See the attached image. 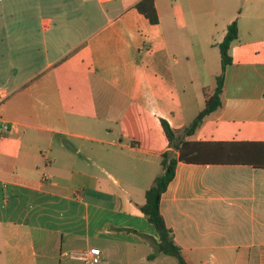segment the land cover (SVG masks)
Instances as JSON below:
<instances>
[{"label": "crops", "instance_id": "crops-1", "mask_svg": "<svg viewBox=\"0 0 264 264\" xmlns=\"http://www.w3.org/2000/svg\"><path fill=\"white\" fill-rule=\"evenodd\" d=\"M140 1L0 0V60L1 45L44 59L22 80L0 73L13 87L0 88L13 125L0 141V264H83L64 254L92 248L101 264H178L149 259L159 236L141 211L169 148L161 120L182 130L204 109L234 21L222 107L189 140L264 143V0H155L158 25ZM48 42L73 47L51 60ZM161 214L187 264H264V167L179 163Z\"/></svg>", "mask_w": 264, "mask_h": 264}, {"label": "trees", "instance_id": "trees-1", "mask_svg": "<svg viewBox=\"0 0 264 264\" xmlns=\"http://www.w3.org/2000/svg\"><path fill=\"white\" fill-rule=\"evenodd\" d=\"M139 14L152 25L160 24L155 0H141L135 5ZM239 37L238 22L228 26L226 36L219 45L222 71L216 79V86L211 95H206L204 109L193 122L182 130H174L167 121L161 120L162 128L169 142V148L161 156L162 172L158 174L151 188L146 192V203L141 207L145 218L156 229L159 241L154 243L155 259L158 254L175 258L178 264H187L182 250L174 241L173 231L167 226L161 214V199L176 176L179 163L197 165H252L264 167V143H210L194 142L189 138L202 126L204 120L222 107L225 74L232 64L230 48Z\"/></svg>", "mask_w": 264, "mask_h": 264}, {"label": "rangeland", "instance_id": "rangeland-1", "mask_svg": "<svg viewBox=\"0 0 264 264\" xmlns=\"http://www.w3.org/2000/svg\"><path fill=\"white\" fill-rule=\"evenodd\" d=\"M188 1L189 0H179V2L183 5H187ZM240 6H241L240 8L245 9L247 6V3H245V1H244L241 3ZM39 12H40V14L39 13H37V15L35 13L33 14V16H34L33 19L38 20V18L40 17L42 19L47 20V16L45 15L47 13L45 12V9H43L42 11H39ZM99 18H97L95 20V22H101L102 18H100V19ZM78 24L80 25V29H78V28H75V29L79 32V30L81 31L83 27H82V24H80V23H78ZM57 28H58L57 32L59 30L61 32H63L60 27L57 26ZM83 30L87 31V28L85 27V29H83ZM57 32H56V34H57ZM58 36L61 37L64 35L62 34V35H58ZM177 38L179 39V41L183 42L184 47L191 46L192 42H196L195 47L198 46L197 41L195 40L196 35L193 34L192 31H190V29L182 28L181 30H179ZM48 40H49V38L47 39V41ZM47 47H48L47 58L51 59V60H55L56 58H58L61 55L68 54L71 51L73 46L70 44H64V43L51 44L48 42ZM1 48H2V52L4 50H5V52L2 53L4 56L3 60H0V73H1V71L7 70V72L5 73V76H6V74L10 75V73H11L10 71L12 69H14V73H17L19 71V69H22V71L18 73L19 80L24 79V77H22V76H24V73H26V72L32 73L33 71L38 69L41 62L44 60L40 55H38V57L33 56L32 57L33 60L31 59L30 61H29L28 55H27L26 60L25 59H19V56L25 55V51H23V50L17 51V47H10V45H1ZM186 62L187 61L184 60L182 62V64L188 69V67L192 66V64H187ZM38 63H39V65H37ZM194 67H197V64H195ZM188 79H189V77L180 76L179 77L180 86H183L184 84L186 85L187 83H189ZM192 80L194 82V85L196 86V85H198V83L204 82L205 78L197 75L196 77H192ZM0 88H5L10 92L13 90L12 86L8 85L7 83L2 84L1 82H0ZM40 261L43 262V260H40Z\"/></svg>", "mask_w": 264, "mask_h": 264}, {"label": "built area", "instance_id": "built-area-1", "mask_svg": "<svg viewBox=\"0 0 264 264\" xmlns=\"http://www.w3.org/2000/svg\"><path fill=\"white\" fill-rule=\"evenodd\" d=\"M8 98L9 93L4 89H0V141L13 128V125L4 118L5 102ZM64 256L81 261L83 264H101L102 262V252L97 248L81 252L65 253Z\"/></svg>", "mask_w": 264, "mask_h": 264}]
</instances>
